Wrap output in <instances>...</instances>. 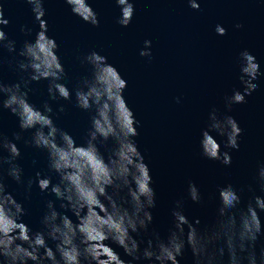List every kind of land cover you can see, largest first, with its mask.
Here are the masks:
<instances>
[{
    "label": "clouds",
    "instance_id": "9594fccd",
    "mask_svg": "<svg viewBox=\"0 0 264 264\" xmlns=\"http://www.w3.org/2000/svg\"><path fill=\"white\" fill-rule=\"evenodd\" d=\"M63 2L83 22L99 27L93 0ZM114 2L119 8L116 23L128 27L135 15V0ZM23 3L30 6L38 29L34 32L21 24L20 32L29 37L34 32V38L25 39L17 50V41L6 31L12 22L10 13L6 14L8 0H0V50L11 54L7 63L18 73L12 83L0 79V110L14 114L20 129L11 138L0 131V264H181L188 250L193 264H264V246L257 253V243L264 237V161L258 163L255 175L259 194L249 185L246 205L242 206L244 188L231 183L218 186L216 218L202 227L199 218H189L185 199H177L171 226L162 236L152 227L157 193L150 163L137 142L142 122L125 96L128 80L106 55L93 49L77 57L89 67V74L70 88L60 46L49 35L46 0ZM187 4L200 10L199 0H187ZM214 31L219 36L227 34L220 23ZM139 55L152 59L151 39L143 41ZM237 62L242 90L233 88L225 96L226 113L211 107L199 140L200 155L225 166L231 164L229 150L239 148L243 132L228 113L233 105L244 103L264 78L261 62L249 49L239 52ZM40 81H47L48 99L37 106L29 94L33 83ZM62 100L89 114L83 143L78 144L56 123L65 106L59 104L54 110L49 101ZM180 102L176 97V103ZM25 132H30L28 138ZM19 142L47 154V172L25 176ZM7 178L23 189L21 199L8 190ZM34 186L54 197L44 201L37 228L26 219ZM187 198L204 203L192 180L187 184ZM112 245L122 249L127 259Z\"/></svg>",
    "mask_w": 264,
    "mask_h": 264
},
{
    "label": "water",
    "instance_id": "95a60500",
    "mask_svg": "<svg viewBox=\"0 0 264 264\" xmlns=\"http://www.w3.org/2000/svg\"><path fill=\"white\" fill-rule=\"evenodd\" d=\"M199 2L201 7L197 11L188 6L187 0H135V15L128 27L116 23L119 8L114 0H93V7L99 13V27L73 15L63 0H46L45 3L49 35L56 37L60 46L59 55L68 73L70 88L89 74V67L80 64L77 57L93 49L106 55L128 80L125 96L142 122L137 142L150 163L157 193L152 227L162 236L167 235L171 226V209L177 199H185L189 218H199L203 227L216 218L218 186L231 183L244 188L242 206L251 195L247 190L249 185L259 194L255 175L258 163L264 161V78L244 103L233 105L228 113L243 129L239 148L229 150L230 165L201 156L199 140L211 107L226 113L225 96L231 95L233 88L242 90L238 78L239 52L249 49L264 68V0ZM7 13L12 22L6 31L17 41L19 50L25 39L34 38L38 25L33 24L30 6L23 0H8ZM217 23L227 29L226 35L215 33ZM237 23L243 27L236 29ZM21 24L34 29L32 37L20 32ZM145 39L152 40L150 61L139 55ZM0 57L5 59L0 65V79L5 83L15 82L18 73L7 63L11 54L6 49L0 50ZM32 88L30 101L42 105L48 99L47 81L34 82ZM176 97L181 98L179 104ZM49 102L54 110L59 104L65 106V112L59 113L56 123L69 131L78 144L83 143L89 114L68 101ZM19 130L18 118L9 110H0V131L11 138ZM23 135L28 138L30 132ZM19 146L22 152L19 162L26 177L34 176L36 171L47 172L45 152L26 147L22 142ZM189 180L194 181L203 194V204L187 198ZM6 183L8 190L21 199L23 189L10 178ZM49 198L54 199L34 186L27 205L30 217L26 218L34 228L39 227L44 201ZM261 246H264V237L257 243V253ZM116 250L127 259L122 249ZM181 264H193L190 250L186 251Z\"/></svg>",
    "mask_w": 264,
    "mask_h": 264
}]
</instances>
